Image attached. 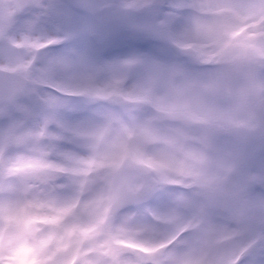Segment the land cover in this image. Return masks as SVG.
Returning a JSON list of instances; mask_svg holds the SVG:
<instances>
[{
	"label": "clouds",
	"instance_id": "obj_1",
	"mask_svg": "<svg viewBox=\"0 0 264 264\" xmlns=\"http://www.w3.org/2000/svg\"><path fill=\"white\" fill-rule=\"evenodd\" d=\"M0 264H264V0H0Z\"/></svg>",
	"mask_w": 264,
	"mask_h": 264
},
{
	"label": "rangeland",
	"instance_id": "obj_2",
	"mask_svg": "<svg viewBox=\"0 0 264 264\" xmlns=\"http://www.w3.org/2000/svg\"><path fill=\"white\" fill-rule=\"evenodd\" d=\"M152 47L151 42L121 31L109 36L104 41L100 47V53L103 58L110 59L139 54Z\"/></svg>",
	"mask_w": 264,
	"mask_h": 264
},
{
	"label": "snow or ice",
	"instance_id": "obj_3",
	"mask_svg": "<svg viewBox=\"0 0 264 264\" xmlns=\"http://www.w3.org/2000/svg\"><path fill=\"white\" fill-rule=\"evenodd\" d=\"M77 14H79V13L77 12Z\"/></svg>",
	"mask_w": 264,
	"mask_h": 264
}]
</instances>
